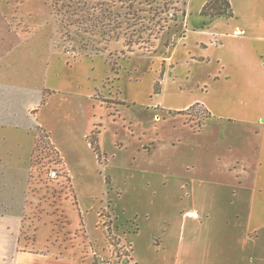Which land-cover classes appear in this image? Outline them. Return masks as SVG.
Instances as JSON below:
<instances>
[{"label": "crops", "instance_id": "1", "mask_svg": "<svg viewBox=\"0 0 264 264\" xmlns=\"http://www.w3.org/2000/svg\"><path fill=\"white\" fill-rule=\"evenodd\" d=\"M205 2L186 0L184 36L166 58H132L122 65L117 98L120 106L152 110L147 122L158 112L161 119H180L184 115L178 113L194 105L206 111L201 127L185 129L184 124L186 139L179 138L178 145L170 147H175L172 168H189L185 161L190 158L209 169L201 179L197 171L173 178L179 188L190 185L197 197L201 193V199L211 201L202 204V211L184 213L195 223L188 233L181 228L179 263L264 264V0H229L234 14L229 19L201 17ZM5 44L0 39V47ZM4 51L10 50L0 49V264H93L92 251L96 259H103L105 246L100 236L89 238L82 222L78 227L84 234L77 241L76 228L65 227L62 212L56 211L60 228L42 224L31 237L23 222L37 126L49 134L53 145L51 135L58 124L67 126L69 133L76 129L88 140L91 110L98 103L96 96L104 94L112 74L110 63L95 56L69 64L50 52L45 68L27 71L25 65L22 70L20 64L27 62L20 61L9 71ZM32 93L34 97H28ZM30 110L36 111L33 119ZM201 136L206 144L199 146ZM95 142L98 151L87 142L86 166L78 167L82 175L101 163L98 152L105 153L101 135ZM66 172L72 186L74 176L67 168ZM209 173L210 179L203 180ZM175 184L171 182L173 188ZM134 229L129 238L131 264H148L154 242Z\"/></svg>", "mask_w": 264, "mask_h": 264}, {"label": "rangeland", "instance_id": "2", "mask_svg": "<svg viewBox=\"0 0 264 264\" xmlns=\"http://www.w3.org/2000/svg\"><path fill=\"white\" fill-rule=\"evenodd\" d=\"M178 25V34L174 33L177 29H172L171 35L163 38L176 42L179 33L185 31L184 22ZM19 37L20 44L16 45ZM0 39L6 42L0 49L10 50L4 51L7 52L9 71L16 69L18 66L15 67V63L20 61L27 62L20 64L22 70L25 65L27 71L39 70L41 66L45 68L50 52L69 64L84 57L77 50L73 51L75 44L60 34L47 0H0ZM170 49H164L158 43L156 54L134 49L129 57L124 58L119 53L121 45L112 44L109 46L111 57L108 53L90 56H104L110 66L116 62L118 66L115 68H119L116 74L112 71L106 79L104 94H98L95 98L98 103L95 110H91L93 128L86 140L96 145V135H101L105 153L100 152L99 155L98 152L96 155L101 163L97 162V168L90 174L82 175L78 167L83 163L86 166L89 157L83 134L76 129L69 133L67 126L58 124L51 139L59 154L49 134L37 126L36 146L30 164V185L25 200L23 223L26 225V235L31 237L34 229L42 224L60 228L61 221L56 216V211H59L68 223L63 222L66 223L65 227L76 228V241L84 234L82 227H78L81 222L87 226L90 239L92 235L100 236L101 244L105 246L104 258L96 259L92 251L93 264L101 260L111 264H131L129 238L136 227L141 229L140 237L151 238L154 242L150 247L148 264H180L178 248L181 228L185 227L188 233L195 223L192 216L187 218L184 213L202 211V204L207 205L211 201L210 198L207 201L201 199V193L197 197L190 185L179 188L178 179L173 178L179 174L187 177L197 171L201 179L209 169L201 168L200 162L196 163L190 158L185 161L189 168H172V162L176 159L175 147H170L174 143L178 145L179 138L186 139L184 124L185 129L188 126L199 128L207 115L202 108L196 107L189 115L180 116L183 119L168 116L161 119L160 115L163 114L158 112L154 121L147 122L151 118L148 113L152 110L132 105L129 108L120 106L116 91L122 65L125 67L132 58L137 61H142L138 60L142 57L166 58ZM159 90L160 85L156 83L155 91ZM34 94L28 97L33 98ZM30 111L31 115L28 116L33 119L38 110ZM48 111L49 108H46L45 112ZM177 121L182 124L181 127L177 126ZM121 122L126 123L125 128H122ZM197 142L199 146L206 144L202 136L197 138ZM209 152L213 154L211 148ZM66 168L74 176L72 186ZM209 179L210 173L203 180ZM172 181L174 184L176 181L174 188ZM90 246L93 250L92 242Z\"/></svg>", "mask_w": 264, "mask_h": 264}, {"label": "trees", "instance_id": "3", "mask_svg": "<svg viewBox=\"0 0 264 264\" xmlns=\"http://www.w3.org/2000/svg\"><path fill=\"white\" fill-rule=\"evenodd\" d=\"M51 16L62 36L77 46L81 56L108 55L109 46L120 44L122 57H129L134 49L156 54L158 43L164 49L176 42L164 39L186 19V0H47ZM199 15L209 19L233 18L229 0H206ZM184 33H179L180 39ZM173 38V37H172ZM116 56V55H115ZM116 62L111 65L116 74ZM199 105L178 114L187 116ZM206 115V111L203 110ZM95 150L96 145L91 143Z\"/></svg>", "mask_w": 264, "mask_h": 264}, {"label": "built area", "instance_id": "4", "mask_svg": "<svg viewBox=\"0 0 264 264\" xmlns=\"http://www.w3.org/2000/svg\"><path fill=\"white\" fill-rule=\"evenodd\" d=\"M96 264H111V263L108 261H105V260H101V261L97 262Z\"/></svg>", "mask_w": 264, "mask_h": 264}]
</instances>
